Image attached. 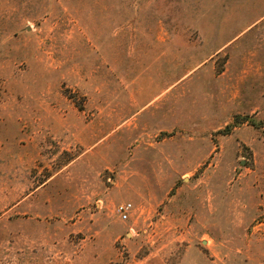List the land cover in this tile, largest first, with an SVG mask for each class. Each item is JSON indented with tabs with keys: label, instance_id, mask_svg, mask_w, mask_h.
Masks as SVG:
<instances>
[{
	"label": "rangeland",
	"instance_id": "rangeland-1",
	"mask_svg": "<svg viewBox=\"0 0 264 264\" xmlns=\"http://www.w3.org/2000/svg\"><path fill=\"white\" fill-rule=\"evenodd\" d=\"M0 264H264V0H0Z\"/></svg>",
	"mask_w": 264,
	"mask_h": 264
},
{
	"label": "built area",
	"instance_id": "built-area-1",
	"mask_svg": "<svg viewBox=\"0 0 264 264\" xmlns=\"http://www.w3.org/2000/svg\"><path fill=\"white\" fill-rule=\"evenodd\" d=\"M131 208V204H123L118 207V212L123 220H126L128 218Z\"/></svg>",
	"mask_w": 264,
	"mask_h": 264
}]
</instances>
